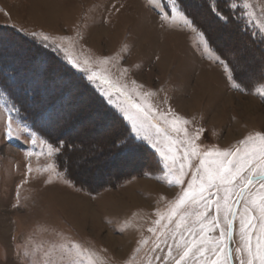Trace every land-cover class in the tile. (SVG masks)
Here are the masks:
<instances>
[{"label":"rangeland","instance_id":"obj_1","mask_svg":"<svg viewBox=\"0 0 264 264\" xmlns=\"http://www.w3.org/2000/svg\"><path fill=\"white\" fill-rule=\"evenodd\" d=\"M181 1L244 91L232 87L223 66L196 47V33L180 22H162L149 0H0V63L27 66L23 73L16 68L14 80L16 92L31 89L23 91V105L40 112L39 122H56L74 142L73 149L63 146L51 159L37 155L45 139L18 117L0 88V264H45L48 259L69 264L60 252L69 241L96 252L103 264H145L155 239L148 228L156 226L157 211L163 213L180 190L167 183L163 162L147 141L137 139L142 147L135 150L118 145L135 134L97 87L106 86L91 83L63 52L43 47L26 33L68 37L56 42L81 63L109 57L107 65L93 69L127 84L137 101L132 81L154 93L155 107L174 109L191 121L189 130L204 129L198 141L204 148L233 147L249 132L264 131V97L256 92L264 84V54L256 43L264 47V36L226 2L220 12L230 19L221 24L208 14L205 0ZM249 2L264 19V0ZM124 68L128 71L121 76ZM113 99L123 103L124 98L117 93ZM53 114L59 117L49 119ZM9 117L14 127L28 131L7 135ZM48 163L55 165V174L41 171ZM142 239L148 243H138ZM33 249L34 255L25 256ZM166 251L162 244L156 255Z\"/></svg>","mask_w":264,"mask_h":264},{"label":"snow or ice","instance_id":"obj_2","mask_svg":"<svg viewBox=\"0 0 264 264\" xmlns=\"http://www.w3.org/2000/svg\"><path fill=\"white\" fill-rule=\"evenodd\" d=\"M149 3L162 22H180L196 33V47H202L209 59L223 66L232 87L244 91L241 84L235 82L229 62L211 48L205 33L180 10L178 0H149ZM226 6L240 11L245 23L254 24L264 36V19L249 0H243L242 4L237 0H226ZM213 11L224 22L230 19L215 6ZM26 34L45 48L63 52L68 63L84 72L91 83L101 81L106 86L97 85L102 96L115 105L135 134V139L131 135L128 137L124 147L135 150L142 147L136 143L137 139L147 141L163 162L167 183L179 186V192L167 209L163 213L157 211L156 226L148 228L155 239L152 254L145 264H236L237 261L238 264H264V131L249 132L233 147L204 148L198 142L204 129L189 130L187 126L191 121L174 109L168 107L164 111L155 107L150 101L154 93L142 91V86L132 81L135 87L131 92L139 97L137 101L129 94L127 84L93 69L94 64L107 65L109 57L84 59L81 63L68 54L62 43L56 42L66 41L68 37H50L37 31ZM127 71L121 69V76ZM256 92L264 97V84L259 85ZM117 93L124 98L123 103L113 99ZM21 131L28 130L21 129L19 124L14 127L9 117L7 135H19ZM32 143H37L34 134ZM40 144L41 152L37 155L46 154L49 159L63 146V142L54 146L45 140H40ZM25 155L30 157L33 153ZM28 170L32 171L31 166ZM41 171L55 174V165L48 163ZM138 243L147 244L148 241L142 239ZM230 243H235V247ZM162 244L166 253L156 255ZM35 252V249L31 253L26 250L24 254L29 256ZM60 252L62 260L65 256L69 258V264H103L96 252L75 241L60 245ZM52 254V251L44 252L46 257ZM45 264H54V261L48 259Z\"/></svg>","mask_w":264,"mask_h":264},{"label":"trees","instance_id":"obj_3","mask_svg":"<svg viewBox=\"0 0 264 264\" xmlns=\"http://www.w3.org/2000/svg\"><path fill=\"white\" fill-rule=\"evenodd\" d=\"M224 2H226V0L225 1H223V0H215L214 2L212 0H205L204 1V5L206 7L205 8L206 11H208V14L210 16H212L215 21H218L219 22V19L217 18L215 12L213 11V7L215 6V8L218 11H220V9L223 7L222 5H223ZM178 5H179L181 11L184 13V15L187 16V18H189L193 22V24L196 23V25H199L196 22V20H195V17L196 16L195 15H192L190 13L189 8L186 7L185 4H183V2L181 0H179ZM221 24H228V22H222ZM236 24L239 25V21L237 19H236ZM199 26L202 29L204 28L203 26H201V24ZM242 28L243 27L240 25V28H239L240 29V32H243L242 31ZM0 31L2 33H4V31L2 29H0ZM243 33H245V32H243ZM206 35H207V37L209 39V43H210L211 48L214 51H216L217 53L220 54V52L217 51L218 49H217L216 45L211 40L210 36H208L209 34H206ZM256 45L260 47V51L264 54V52H263L264 51L263 45L259 44V42H257ZM43 55H44V57H46L45 53ZM221 57H224V56L221 54ZM10 67L11 66H8L7 64L4 65L3 63H0V88H1V90H3L6 93V95L8 97V100L10 102L11 107L13 109H16L17 110L18 117L23 122H25L26 124L30 125L32 127V129L34 131H36L46 141H49L50 143H54V144H55V142H63V146L69 148V150L70 149H73V147H74V144L73 143L74 142H72L71 139H70L73 136H71L70 134H68V135L63 134L61 132V130H59V128L57 127V123L56 122L54 124H52V125H50V123L45 124V123L39 122L38 119H37L38 118L37 115L39 116L40 112H38V111L34 112L33 109H31L29 107H25L23 105V101L22 100H24V97H25L24 92L25 93H30L31 92V89H29L27 91L26 90L25 91L24 90L21 91V90L18 89L17 92H16V89L18 88V86L16 85V83L14 82V80H16V78H18L16 76V71L17 70H21L22 73H23L24 70H25V68L27 66H23L21 64V65H16V67H12V68H10ZM16 68H17V70H16ZM79 86H80V84H79ZM45 95L46 94L42 95V97H45ZM95 104H97V102H95ZM53 117H57L58 118L59 116L57 114H53V115H50L49 119H51ZM53 129L56 130L55 135H52V134L49 133L50 132L49 130H53ZM57 131H59V132L57 133ZM121 132H122V128L120 130V133ZM124 132L126 133L125 129H124ZM120 133H118V134H120ZM136 143L137 144H141L140 142H138V140H136ZM124 144H125V142L123 140L118 145L120 146V145H124ZM63 146H62V148H63ZM145 151L147 152V149L146 148H145ZM65 162L66 163L68 162V158L67 157L65 159ZM146 165L147 164H145L144 165L145 167H143V168H144V171L147 172L150 165L149 166H146ZM145 169H147V170H145Z\"/></svg>","mask_w":264,"mask_h":264},{"label":"water","instance_id":"obj_4","mask_svg":"<svg viewBox=\"0 0 264 264\" xmlns=\"http://www.w3.org/2000/svg\"><path fill=\"white\" fill-rule=\"evenodd\" d=\"M230 246H232V243H230Z\"/></svg>","mask_w":264,"mask_h":264}]
</instances>
